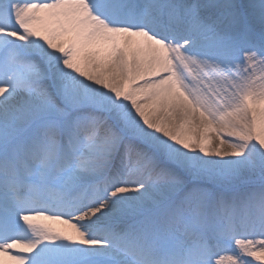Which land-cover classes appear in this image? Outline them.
<instances>
[{"label":"snow or ice","instance_id":"snow-or-ice-1","mask_svg":"<svg viewBox=\"0 0 264 264\" xmlns=\"http://www.w3.org/2000/svg\"><path fill=\"white\" fill-rule=\"evenodd\" d=\"M0 264H264V0H0Z\"/></svg>","mask_w":264,"mask_h":264}]
</instances>
